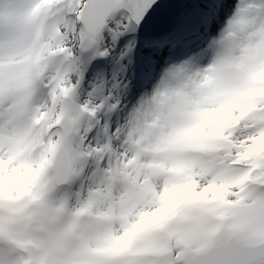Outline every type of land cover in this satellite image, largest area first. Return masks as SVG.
<instances>
[{"label": "snow or ice", "instance_id": "obj_1", "mask_svg": "<svg viewBox=\"0 0 264 264\" xmlns=\"http://www.w3.org/2000/svg\"><path fill=\"white\" fill-rule=\"evenodd\" d=\"M170 6L0 0V264H264V0Z\"/></svg>", "mask_w": 264, "mask_h": 264}, {"label": "bare ground", "instance_id": "obj_2", "mask_svg": "<svg viewBox=\"0 0 264 264\" xmlns=\"http://www.w3.org/2000/svg\"><path fill=\"white\" fill-rule=\"evenodd\" d=\"M233 1V5H232V10H228L227 8H224V9H222L221 10V12L219 13V15H218V19H217V21L215 22V23H219L220 21L221 22H224V18L226 17V16H229V17H232L233 16V13H234V11H236V7H237V0H232ZM226 2H228V0H223V3H226ZM242 2H243V0H242ZM191 3V0H182V11H181V13H180V16H177V18H173L172 20H170L168 23H171L170 24V27L172 26V25H174L177 21H178V19L180 18V17H182V16H184L188 11H189V9L187 8V7H185V5H187V4H190ZM228 19V18H227ZM228 21V20H227ZM227 21H225V23L227 22ZM167 23V24H168ZM225 23H222L223 24V28H224V26H225ZM162 26H164V23L160 26V27H162ZM213 29V28H212ZM194 31V30H193ZM192 31V32H193ZM201 37V39L200 40H202L203 38H204V36L200 33L199 35H196V38L194 39V40H192L194 43H199L200 41H198L199 40V38ZM193 39V38H192ZM198 41V42H197ZM196 44H192V43H190V45L191 46H189L188 47V49L189 48H191L192 46H194V45H196ZM187 49V50H188ZM197 50H199V49H197ZM210 60H211V57L209 56V57H204V58H202V59H200V58H197V57H193V58H191L190 60H188L189 61V69L190 70H195V69H197V68H203V67H205L209 62H210Z\"/></svg>", "mask_w": 264, "mask_h": 264}, {"label": "water", "instance_id": "obj_3", "mask_svg": "<svg viewBox=\"0 0 264 264\" xmlns=\"http://www.w3.org/2000/svg\"><path fill=\"white\" fill-rule=\"evenodd\" d=\"M178 5V4H180V0H170V7H168V8H166L165 10H164V13H163V16L164 15H166L165 13H167L170 9H171V7L173 6V5ZM158 18H160L159 16H157V17H154L153 18V20H156V19H158Z\"/></svg>", "mask_w": 264, "mask_h": 264}, {"label": "rangeland", "instance_id": "obj_4", "mask_svg": "<svg viewBox=\"0 0 264 264\" xmlns=\"http://www.w3.org/2000/svg\"><path fill=\"white\" fill-rule=\"evenodd\" d=\"M233 5V1L231 2V4L230 5H228L229 6V10H232V6ZM225 19H227V18H225ZM226 21V20H225ZM97 87H98V89H100V90H102V85L99 83V85H97Z\"/></svg>", "mask_w": 264, "mask_h": 264}]
</instances>
